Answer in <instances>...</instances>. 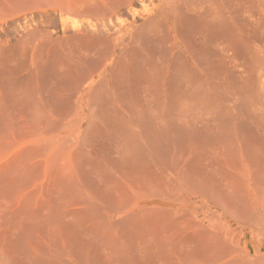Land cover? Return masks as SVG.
Masks as SVG:
<instances>
[{"label": "rangeland", "instance_id": "rangeland-1", "mask_svg": "<svg viewBox=\"0 0 264 264\" xmlns=\"http://www.w3.org/2000/svg\"><path fill=\"white\" fill-rule=\"evenodd\" d=\"M0 264H264V0H0Z\"/></svg>", "mask_w": 264, "mask_h": 264}]
</instances>
